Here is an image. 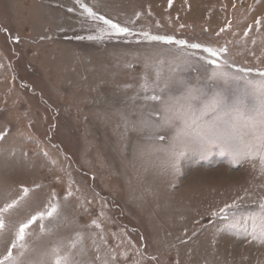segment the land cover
Here are the masks:
<instances>
[{
    "label": "rangeland",
    "instance_id": "obj_1",
    "mask_svg": "<svg viewBox=\"0 0 264 264\" xmlns=\"http://www.w3.org/2000/svg\"><path fill=\"white\" fill-rule=\"evenodd\" d=\"M260 80L264 0H0V264H264Z\"/></svg>",
    "mask_w": 264,
    "mask_h": 264
},
{
    "label": "snow or ice",
    "instance_id": "obj_2",
    "mask_svg": "<svg viewBox=\"0 0 264 264\" xmlns=\"http://www.w3.org/2000/svg\"><path fill=\"white\" fill-rule=\"evenodd\" d=\"M82 7H86L85 5H82ZM89 14L95 15L92 13L91 9H87ZM103 19V17H100ZM105 23L109 24L112 28L116 29L117 31L127 32L128 29L121 28L117 24H113L110 20H106ZM90 39L92 37H89ZM196 47H199V45H196ZM215 63V62H213ZM213 76L219 79H225L227 80L229 78L228 73L225 72H214ZM153 99H159V97H153ZM249 103H251L252 111L255 113L256 116H259V124L261 127V133H260V140H261V147L264 148V80L260 81H246L244 85L243 95L232 102L231 104V110L234 111L238 118L246 120V121H254V116L249 115L247 112L243 110V106H247ZM227 106V101L222 96H214L212 99L208 102L206 107L211 108L212 110L218 109L221 105ZM2 138V137H0ZM27 189H24V192L27 193ZM15 204V201L13 203L7 204L5 208L0 209V212L7 211L8 209L12 208ZM261 209H264V204L260 205ZM223 211V210H221ZM56 212V208L52 207L50 211L47 212L48 216H52ZM41 217L45 215V213L39 214ZM37 219L36 216L31 217L26 223H22L19 225V228L17 230V240H24L26 235V229H28L29 225L32 224ZM5 227L4 221L2 218H0V229H3ZM16 245L13 244V247ZM12 257L11 250L8 251V255L5 257L6 260H10ZM54 264H67V261L63 257H56Z\"/></svg>",
    "mask_w": 264,
    "mask_h": 264
}]
</instances>
